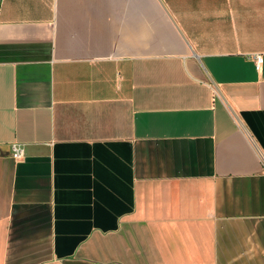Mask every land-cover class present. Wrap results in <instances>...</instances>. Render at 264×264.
Listing matches in <instances>:
<instances>
[{"label": "crops", "instance_id": "1", "mask_svg": "<svg viewBox=\"0 0 264 264\" xmlns=\"http://www.w3.org/2000/svg\"><path fill=\"white\" fill-rule=\"evenodd\" d=\"M0 264H264V0H0Z\"/></svg>", "mask_w": 264, "mask_h": 264}, {"label": "built area", "instance_id": "2", "mask_svg": "<svg viewBox=\"0 0 264 264\" xmlns=\"http://www.w3.org/2000/svg\"><path fill=\"white\" fill-rule=\"evenodd\" d=\"M262 56L258 55L256 56V62L258 67L262 63ZM12 155L15 160H22L25 156V150L24 147L21 144L15 143L12 145Z\"/></svg>", "mask_w": 264, "mask_h": 264}]
</instances>
